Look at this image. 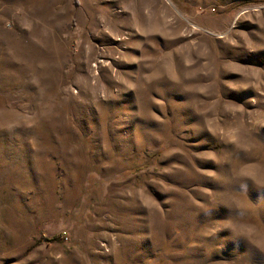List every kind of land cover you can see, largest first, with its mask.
<instances>
[{
    "label": "rangeland",
    "instance_id": "1",
    "mask_svg": "<svg viewBox=\"0 0 264 264\" xmlns=\"http://www.w3.org/2000/svg\"><path fill=\"white\" fill-rule=\"evenodd\" d=\"M0 264H264V0H0Z\"/></svg>",
    "mask_w": 264,
    "mask_h": 264
}]
</instances>
